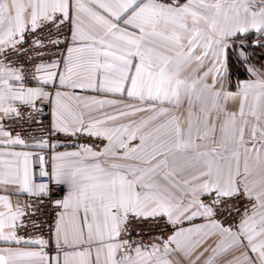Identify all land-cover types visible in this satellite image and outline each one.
<instances>
[{
	"label": "snow or ice",
	"instance_id": "snow-or-ice-1",
	"mask_svg": "<svg viewBox=\"0 0 264 264\" xmlns=\"http://www.w3.org/2000/svg\"><path fill=\"white\" fill-rule=\"evenodd\" d=\"M264 0H0V264H264Z\"/></svg>",
	"mask_w": 264,
	"mask_h": 264
},
{
	"label": "crops",
	"instance_id": "crops-1",
	"mask_svg": "<svg viewBox=\"0 0 264 264\" xmlns=\"http://www.w3.org/2000/svg\"><path fill=\"white\" fill-rule=\"evenodd\" d=\"M260 55H264V53H261V52H257L256 53V56L259 57Z\"/></svg>",
	"mask_w": 264,
	"mask_h": 264
}]
</instances>
